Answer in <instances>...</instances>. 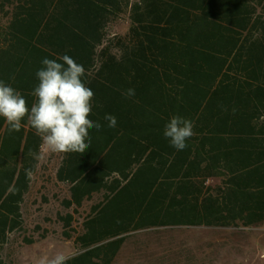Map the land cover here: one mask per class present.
<instances>
[{"label": "trees", "instance_id": "1", "mask_svg": "<svg viewBox=\"0 0 264 264\" xmlns=\"http://www.w3.org/2000/svg\"><path fill=\"white\" fill-rule=\"evenodd\" d=\"M127 12L116 51L102 44ZM69 55L94 92L84 153H61L64 207L94 194L68 264H110L128 235L173 224L264 223V0H15L0 30V80L29 109L42 59ZM134 89L135 95L122 93ZM115 116L114 128L105 115ZM174 115L194 122L187 148L163 135ZM0 117V264L38 170L41 135ZM71 224L72 214L64 216ZM70 237L69 234H66Z\"/></svg>", "mask_w": 264, "mask_h": 264}, {"label": "rangeland", "instance_id": "2", "mask_svg": "<svg viewBox=\"0 0 264 264\" xmlns=\"http://www.w3.org/2000/svg\"><path fill=\"white\" fill-rule=\"evenodd\" d=\"M14 1L0 0V30L8 23ZM128 26L127 12L113 16L97 51L104 45L116 51L115 37L124 34ZM60 155L43 144L38 170L22 203V227L10 234L1 251L8 264H38L43 256L80 249L75 236L82 230L90 205L102 194H94L80 207H64L61 200L69 195L68 185L55 178ZM68 214H72L71 224L65 226L63 217ZM110 264H264V223L140 229L127 236Z\"/></svg>", "mask_w": 264, "mask_h": 264}, {"label": "clouds", "instance_id": "3", "mask_svg": "<svg viewBox=\"0 0 264 264\" xmlns=\"http://www.w3.org/2000/svg\"><path fill=\"white\" fill-rule=\"evenodd\" d=\"M57 59L43 58V67L37 71L38 85L33 90L37 101L29 109L21 93L0 80V117L8 125L9 132H18L22 120L28 122L41 135L49 152L84 153L90 147L89 129L99 130L102 125L88 117L92 110L94 92L85 85L83 65L65 54ZM125 98L135 95L134 89L122 93ZM108 127L114 128L117 120L111 114L105 115ZM194 122L174 115L166 124L163 135L177 151L187 148L186 141L194 135ZM78 250L59 251L43 256L38 264H68L75 259Z\"/></svg>", "mask_w": 264, "mask_h": 264}]
</instances>
